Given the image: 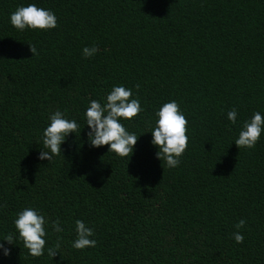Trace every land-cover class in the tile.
<instances>
[{
  "label": "trees",
  "instance_id": "16d2710c",
  "mask_svg": "<svg viewBox=\"0 0 264 264\" xmlns=\"http://www.w3.org/2000/svg\"><path fill=\"white\" fill-rule=\"evenodd\" d=\"M28 4L54 12L58 26L13 27L10 13ZM119 85L143 109L120 121L140 134L129 159L87 136L90 100L105 103ZM172 100L188 120L174 168L157 159L150 132ZM56 110L81 131L41 160ZM255 112L264 116V0H0V243L11 250L0 248V264H264V131L254 148L234 142ZM27 207L49 221L40 257L14 225ZM77 219L96 247L72 246Z\"/></svg>",
  "mask_w": 264,
  "mask_h": 264
},
{
  "label": "clouds",
  "instance_id": "9594fccd",
  "mask_svg": "<svg viewBox=\"0 0 264 264\" xmlns=\"http://www.w3.org/2000/svg\"><path fill=\"white\" fill-rule=\"evenodd\" d=\"M9 19L11 25L20 31L26 28L44 30L58 26L55 13L38 7L36 4L17 7L14 12L10 13ZM29 50L31 55H39L35 44L29 45ZM98 50L95 46L84 47L82 52L85 57H91ZM139 87L140 85L137 84L136 88L139 89ZM142 111L139 98H133L132 90L123 85L114 86L107 94L106 102L103 104L96 99L90 100L89 107L85 111L90 145L92 147L108 145V151L129 159L140 134L130 133L120 121L121 119H132ZM155 115L158 119L150 132L151 143L159 149L156 152V157L160 161L164 160L170 168L177 167L180 163L179 157L188 147V120L175 100L162 104ZM227 118L235 124L237 110L232 108L228 111ZM49 121L50 123L43 130V146L48 150L41 149L38 158L51 161L54 156H59L62 153L60 145L65 141L67 135L80 133L81 127L75 119H68L66 113L60 110L52 112L49 115ZM262 131H264V116L260 112H255L250 120L244 121L238 138L234 142L238 148H254ZM48 223L45 215L36 208L27 207L17 213L14 225L19 238L31 256L44 255ZM50 223L54 231H63L57 221ZM75 225L77 238L73 241L72 246L75 249L96 247L97 241L90 238L94 235L93 228L79 219L75 221ZM244 225L245 220L241 219L235 224V228L240 229ZM232 235L236 243H243L244 236L239 231ZM14 239V235L8 233L4 236L3 241H7L11 245L14 244ZM0 248L3 249L4 256L10 255L11 250L4 247L3 243H0ZM59 248L58 238V242L47 249L48 256L51 258L56 256Z\"/></svg>",
  "mask_w": 264,
  "mask_h": 264
}]
</instances>
